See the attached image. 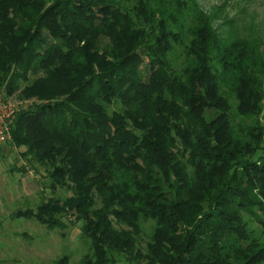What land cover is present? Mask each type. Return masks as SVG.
Segmentation results:
<instances>
[{
  "label": "trees",
  "instance_id": "16d2710c",
  "mask_svg": "<svg viewBox=\"0 0 264 264\" xmlns=\"http://www.w3.org/2000/svg\"><path fill=\"white\" fill-rule=\"evenodd\" d=\"M220 17L197 0H0V91L39 101L9 144L51 193L13 217L77 224L74 264H264V42Z\"/></svg>",
  "mask_w": 264,
  "mask_h": 264
},
{
  "label": "rangeland",
  "instance_id": "374dc122",
  "mask_svg": "<svg viewBox=\"0 0 264 264\" xmlns=\"http://www.w3.org/2000/svg\"><path fill=\"white\" fill-rule=\"evenodd\" d=\"M197 2L204 10L218 9L221 17L217 24H221L224 16L228 15L235 30L257 36L264 42V0ZM180 60L181 57L177 56L175 64ZM7 100L20 106L39 103L34 97L19 96L18 91ZM20 149L12 148L9 142L0 146L3 151L0 155V264H52L63 255L69 256V264H74L88 251L77 224L72 225L63 219L66 228L48 229L37 221L13 217L16 210L35 208L42 197L51 195L44 187L47 184L45 168L22 158ZM56 192L60 197L70 195V191L65 189H57Z\"/></svg>",
  "mask_w": 264,
  "mask_h": 264
},
{
  "label": "built area",
  "instance_id": "2783aa9c",
  "mask_svg": "<svg viewBox=\"0 0 264 264\" xmlns=\"http://www.w3.org/2000/svg\"><path fill=\"white\" fill-rule=\"evenodd\" d=\"M26 107L9 102L4 92L0 91V146L11 140L12 124L19 111Z\"/></svg>",
  "mask_w": 264,
  "mask_h": 264
},
{
  "label": "crops",
  "instance_id": "0c3cea01",
  "mask_svg": "<svg viewBox=\"0 0 264 264\" xmlns=\"http://www.w3.org/2000/svg\"><path fill=\"white\" fill-rule=\"evenodd\" d=\"M1 154H3V151H2V150H0V155H1ZM1 157H3V156H1ZM16 171H19V170L16 169ZM18 210H22V209H18ZM18 210H16V212H17ZM24 219H25V218H24ZM28 220H29V219H28Z\"/></svg>",
  "mask_w": 264,
  "mask_h": 264
}]
</instances>
